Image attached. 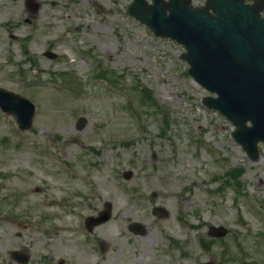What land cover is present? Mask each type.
I'll list each match as a JSON object with an SVG mask.
<instances>
[{"label":"rangeland","instance_id":"374dc122","mask_svg":"<svg viewBox=\"0 0 264 264\" xmlns=\"http://www.w3.org/2000/svg\"><path fill=\"white\" fill-rule=\"evenodd\" d=\"M25 1L0 0V87L36 106L28 131L0 110V264L13 250L30 264H264V144L251 160L203 105L185 48L131 17L133 0H37L35 14ZM106 203L110 221L87 231Z\"/></svg>","mask_w":264,"mask_h":264},{"label":"water","instance_id":"95a60500","mask_svg":"<svg viewBox=\"0 0 264 264\" xmlns=\"http://www.w3.org/2000/svg\"><path fill=\"white\" fill-rule=\"evenodd\" d=\"M192 1L153 0L148 5L146 0H135L129 11L157 36L186 48L182 59L190 65L189 74L218 95L204 104L235 125V141L257 160L258 145L264 143V0L252 5L243 0H207L203 8H193ZM0 104L22 129L31 127L35 107L30 102L0 89ZM110 210L108 205L104 218H90L89 228L107 221ZM227 233L225 228L210 229L214 237Z\"/></svg>","mask_w":264,"mask_h":264},{"label":"bare ground","instance_id":"6f19581e","mask_svg":"<svg viewBox=\"0 0 264 264\" xmlns=\"http://www.w3.org/2000/svg\"><path fill=\"white\" fill-rule=\"evenodd\" d=\"M138 186L139 187H137V188L140 189L141 186L140 185H138ZM54 204H55V201L51 200L50 202H48L47 206H53ZM48 212L54 216H57V214L53 210H50ZM56 227L58 230H61V232L64 234H68L72 231L71 227H68L65 225L58 224V225H56ZM160 264H182V262L179 258L176 257L174 260L172 259L169 262H165L164 260H161ZM184 264H187V263H184Z\"/></svg>","mask_w":264,"mask_h":264}]
</instances>
